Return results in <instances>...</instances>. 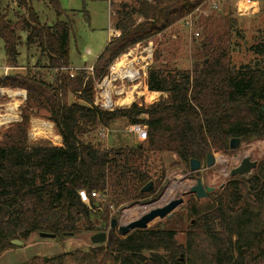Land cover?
<instances>
[{"label":"trees","instance_id":"16d2710c","mask_svg":"<svg viewBox=\"0 0 264 264\" xmlns=\"http://www.w3.org/2000/svg\"><path fill=\"white\" fill-rule=\"evenodd\" d=\"M13 1V18L8 8H0L5 67L17 69L24 34V45L38 50L37 63L44 61L42 68L53 77L46 82L24 71L0 82V88L26 92L20 121L0 141V253L33 233L53 234L56 240L81 231L105 233L114 210L147 198L141 193L147 183H153V192L160 189L166 169L161 163L155 178L150 155H174L189 168L191 160L202 164L213 151H229L232 139L264 137V30L249 48L261 61L236 68L228 28L212 30L213 16L205 17L206 35L191 69L150 65L142 103L104 111L94 105V81L128 49L152 40L208 0L120 5L113 15L114 34L92 65V75L84 68L69 72L72 25L58 0H46L56 16L51 26L40 24L32 0ZM69 96L75 102L69 103ZM34 108L47 113L61 146L28 145V112ZM117 120L143 126L144 146L108 149L85 140ZM207 197L205 202L189 197L184 243L177 241L175 229L157 226L23 264H264V162L246 179L231 178Z\"/></svg>","mask_w":264,"mask_h":264},{"label":"rangeland","instance_id":"374dc122","mask_svg":"<svg viewBox=\"0 0 264 264\" xmlns=\"http://www.w3.org/2000/svg\"><path fill=\"white\" fill-rule=\"evenodd\" d=\"M133 1L58 0L60 8L67 15V19L64 18V20H68L72 25V36L69 45V72L71 74L81 68L89 72L96 58L101 54L110 39V33L113 32V15L116 10L120 5L126 7L132 4ZM252 2L256 4L257 9L254 13L245 15L241 13V0H208L203 8L201 7L195 10L193 14L195 29H197L196 32L199 33V37L190 38L183 30L181 21L175 23L174 26L149 41L153 50L151 65L157 67V65L167 63L178 70L191 69L195 61V50L199 48L201 41L206 35L204 31L205 17L210 16L214 18V24L211 27L212 30L217 29V25L228 28L232 46V66L238 68L246 64H255L256 60L261 61V58L253 54L249 48L263 34L264 0H252ZM31 4L39 16L41 25L51 26L56 22L55 13L46 0H32ZM212 5H217V9H213L211 7ZM5 7L9 10L7 11L9 17L13 18L12 12H17L14 1L1 0L0 8L2 11ZM230 22L233 24L229 28ZM20 36L22 42L19 47L20 56L18 58L17 69L10 74H24V71H26L41 78L43 81L50 82L53 74L42 68L44 61L39 62V64L37 63V60H39L38 50L34 46L27 48L24 45L25 35L21 34ZM153 55L155 59L156 55H159L157 61L153 59ZM4 66L5 54L2 43L0 42V76L3 74ZM0 90L1 141L8 128L20 121V108L25 106L26 92L23 97L16 98L19 101L14 105L17 119L5 123L3 117L7 115V105L9 106L14 103V98L10 95L17 92V89L0 88ZM139 91L142 93L136 96V100L133 103H142L141 99L146 93L144 85L141 86ZM68 101L69 103H73L75 99L69 96ZM28 116L30 118L27 141L30 147L61 146V137L54 130L53 123L47 120V113L45 111L34 108L28 112ZM34 123L36 124L34 125ZM44 124L51 126V129H46L45 131L40 129L33 130V128L37 129L39 125ZM100 132L104 133L105 137H100ZM58 136L60 139L57 142L56 138ZM85 140H92L93 143H98L102 148L108 149L129 148L137 145L143 147L145 144V128L143 126L133 127L124 120H117L111 128L99 129L95 133L85 137ZM212 155L214 157V165L212 167L207 169L206 163H202L200 169L193 173L190 172L189 168L178 164V159L174 155H150V168L155 178L158 176L155 171L159 170V166L162 163L166 169L165 179L162 181L160 189L151 193L152 195L148 194L147 198L143 201L127 204L112 212L114 220L117 222V226L113 229V236H123L119 232V229L139 219L144 213L157 207H162L171 199L182 198L183 204L174 210L170 219L165 218L160 220L157 218L148 224V228L166 226L175 229L177 232V241L184 243V233L189 225V219L187 217L188 199L192 196L189 190L195 185L196 180H200L205 187L212 188L213 192L210 194L218 193L221 187H224L231 178H238V176L230 177L229 173L239 165L244 157H249L251 161L257 162V165L264 162V137L241 142L237 148L229 149L227 152L213 151ZM207 198L198 200L205 202ZM95 224L98 226L96 222ZM92 235L86 231H81L74 236L56 240L42 238L39 234L33 233L26 242L24 241L25 243L22 242L21 246H14L12 249L0 253V264H23L36 256L54 257L63 253L91 248L94 246L90 241Z\"/></svg>","mask_w":264,"mask_h":264},{"label":"built area","instance_id":"2783aa9c","mask_svg":"<svg viewBox=\"0 0 264 264\" xmlns=\"http://www.w3.org/2000/svg\"><path fill=\"white\" fill-rule=\"evenodd\" d=\"M241 13L249 15L257 9L252 0H241ZM217 9V5L211 6ZM201 8L199 6L195 10ZM195 10L182 21V28L190 38L199 37L196 32L193 14ZM152 46L150 42L138 43L117 57L107 68L104 76L94 81V105L104 111H112L115 108H128L136 100V96L142 93L141 86L144 85L147 68L151 65ZM92 75V68L87 72ZM5 124V123H4ZM105 137L104 133H99ZM92 197L99 195L92 194Z\"/></svg>","mask_w":264,"mask_h":264},{"label":"water","instance_id":"95a60500","mask_svg":"<svg viewBox=\"0 0 264 264\" xmlns=\"http://www.w3.org/2000/svg\"><path fill=\"white\" fill-rule=\"evenodd\" d=\"M125 7V6H123ZM240 141L238 139H232L229 143V149H235L238 147ZM206 167L210 168L214 165V157L212 154H208L206 156ZM200 162L196 160H191L189 163V169L190 172H197L200 169ZM257 162L251 161L249 157H244L238 166L233 168L229 175L230 177H246L249 175L255 168H256ZM154 190L153 183L149 182L147 183L142 189V194H149L152 193ZM212 188H205L200 180H196L195 185L192 186L189 190V193L194 195L197 199H205L207 197V193L211 192ZM183 204L182 198H176L169 200L165 205L162 207H157L155 209H152L146 213H144L139 219L132 221L128 223L126 226H123L119 229V232L121 235H126L134 230H146L148 229V224L152 222L155 219H170L172 217V213L174 210H176L178 207H180ZM193 223V221H192ZM117 226L116 220L111 221L110 229L107 233L101 232L97 233L91 236V243L93 245H99L105 243L108 239H110L113 236V229ZM40 237L46 238V239H55V235L53 234H46V233H40ZM71 236V234H70ZM11 244L14 246H21L22 241L14 240L11 241ZM182 261V258L180 259Z\"/></svg>","mask_w":264,"mask_h":264},{"label":"bare ground","instance_id":"6f19581e","mask_svg":"<svg viewBox=\"0 0 264 264\" xmlns=\"http://www.w3.org/2000/svg\"><path fill=\"white\" fill-rule=\"evenodd\" d=\"M21 96V97H23L24 96V93L23 92H15V93H12L10 96L13 98H15V97H17V96ZM15 101H14V103L13 104H10L9 106L7 105V110H6V112H7V115H5L3 118L5 119V123H9V122H12V121H15L16 119H17V117H16V112H15V108H14V105L15 104H17L19 101H17L16 99H14ZM36 122V121H35ZM36 123H34V125H35ZM46 130V129H51V127L50 126H48V125H46V124H44V125H39L38 127H37V129L36 128H33V130Z\"/></svg>","mask_w":264,"mask_h":264},{"label":"crops","instance_id":"0c3cea01","mask_svg":"<svg viewBox=\"0 0 264 264\" xmlns=\"http://www.w3.org/2000/svg\"><path fill=\"white\" fill-rule=\"evenodd\" d=\"M12 1V0H11ZM110 30H111V28H110ZM112 31H113V29H112ZM114 34V32H111L110 34L111 35H113ZM111 37V36H110ZM16 69H13V68H9V67H5L4 66V68H3V74H2V76H0V82L5 78V77H7L8 75H10V73L12 72V71H15ZM14 89V88H13ZM1 91V90H0ZM17 92H23V93H25V91L24 90H21V89H17ZM16 92V93H17ZM17 97H20V95L19 96H17ZM17 97H13L14 99H16ZM17 100V99H16ZM15 101V100H14ZM18 101V100H17ZM16 112V111H15ZM17 117V116H16ZM51 127V126H50Z\"/></svg>","mask_w":264,"mask_h":264},{"label":"flooded vegetation","instance_id":"af4514ba","mask_svg":"<svg viewBox=\"0 0 264 264\" xmlns=\"http://www.w3.org/2000/svg\"><path fill=\"white\" fill-rule=\"evenodd\" d=\"M240 144V143H239ZM232 150V149H231ZM201 164V163H200ZM201 166V165H200ZM257 166V165H256ZM207 168V167H206ZM208 169V168H207ZM204 186V185H203ZM205 187V186H204ZM205 188H208V187H205ZM222 188V187H221ZM211 192H213V190L211 191ZM211 192H208L207 193V196H208V194H210ZM149 194H151V193H149ZM207 198V197H206Z\"/></svg>","mask_w":264,"mask_h":264}]
</instances>
